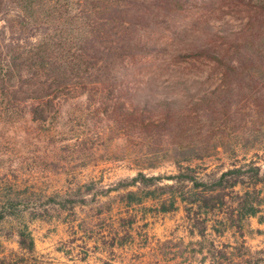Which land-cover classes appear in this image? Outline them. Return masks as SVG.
I'll return each mask as SVG.
<instances>
[{"label":"trees","instance_id":"trees-1","mask_svg":"<svg viewBox=\"0 0 264 264\" xmlns=\"http://www.w3.org/2000/svg\"><path fill=\"white\" fill-rule=\"evenodd\" d=\"M223 8L236 21L171 22ZM18 119L39 142L75 141L64 152L91 142L75 161L103 147L102 159L136 174L108 187L77 182L38 204L5 193L0 264H33L31 222L67 214L88 226L90 217L77 218L86 207L114 228L112 248L132 244L139 209H182L198 264H264V250L246 242L251 219L264 223V167L238 155L264 144V0H0V122ZM166 166L175 173L155 174ZM11 239L18 248L7 253ZM171 261L193 264L182 249Z\"/></svg>","mask_w":264,"mask_h":264},{"label":"rangeland","instance_id":"rangeland-1","mask_svg":"<svg viewBox=\"0 0 264 264\" xmlns=\"http://www.w3.org/2000/svg\"><path fill=\"white\" fill-rule=\"evenodd\" d=\"M237 16L239 14L230 8L186 11L173 16L171 22L173 21V25L177 28L186 30L205 20L210 21L212 25H218L226 20L234 22ZM151 62L153 60L148 61L147 64ZM202 67L206 68L204 65ZM17 121L9 123L7 120H1L0 122V199L10 191V193L13 192L12 194L31 196L33 202L36 200L38 204L42 194L65 191L77 182L96 180L102 186L108 187L120 179L136 174L135 169L128 164L102 159L103 147H97L93 157L75 161L71 159V156L82 155L83 158L85 154H89L87 149L92 146L91 142L86 148L83 147L84 150L81 148L75 150L71 147L64 152L60 148L66 145L72 146L75 141L62 144L59 143L61 137L57 136L56 141L41 142L40 140L39 142L34 139L40 134L38 130L28 127L24 120ZM77 132L75 134L78 135L75 136H81L82 139H87L90 135L88 131ZM111 150L115 151L113 147ZM238 155L240 159L247 156L249 159L256 160L264 167V144L260 150L247 152V154L239 150ZM223 158L225 157H221L225 160ZM84 161L87 164L85 166L82 165ZM226 162L229 161L226 160ZM213 164L221 163L220 160L215 159ZM174 173L175 169L171 166L163 167L155 172V174L164 175ZM90 208L80 209L79 217H77L81 219L90 217L88 226H81L80 221L73 222L72 220L76 217L67 214L63 217L66 221L57 219L32 221L30 229L35 238L37 250L33 264H173L171 260L180 249L185 250V257L193 264H198L201 259L200 254L194 253L193 246L186 249L187 243L199 238L189 236L182 209L170 214H156L139 209L141 219L135 227L133 242L119 249L110 247L111 234L115 233L114 228L110 227V223L95 218L93 215L96 210L93 211ZM89 214L91 216H88ZM250 224L252 231L246 237L247 244L253 250H264V223L260 224L259 220L254 218L251 219ZM14 226L15 224L9 221L4 225L1 234L8 236L7 232L14 229ZM217 241L228 242L232 241V238L228 235ZM5 248L6 252L10 253V250H17L18 247L14 239H11L5 243ZM185 262L189 264V261Z\"/></svg>","mask_w":264,"mask_h":264}]
</instances>
